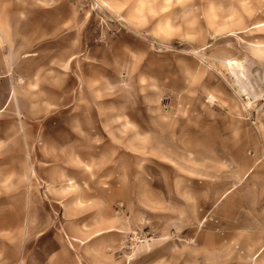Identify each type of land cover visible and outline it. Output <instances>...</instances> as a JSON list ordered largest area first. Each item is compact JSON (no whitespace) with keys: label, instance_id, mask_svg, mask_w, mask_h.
<instances>
[{"label":"rangeland","instance_id":"374dc122","mask_svg":"<svg viewBox=\"0 0 264 264\" xmlns=\"http://www.w3.org/2000/svg\"><path fill=\"white\" fill-rule=\"evenodd\" d=\"M23 1L29 2L32 15L30 52L35 55L24 63H14V82L20 90L13 100L14 108L0 110V172H5L8 165L16 168V183L21 184L17 171L31 170L39 165L38 161L45 163L42 167L47 173L68 170L71 178L70 171L77 175L75 166L81 165L88 170L81 173L84 181L132 186L137 192L142 188L143 197L149 200L159 195L164 204L156 207L116 203L108 208L80 199L65 205L73 193L72 180H64L56 190V175L52 173L45 189L50 197L59 194L65 201L46 200L42 212L47 216L80 212L84 219L93 213L100 217L108 213L112 217L124 213L131 217L159 214L160 219L169 220H155L153 227L143 229H188L190 264H214L219 227L216 220L221 215L230 218L231 208L236 218H247L244 206L216 208L214 203L221 192L216 187L237 180V175L232 178L231 166L245 173L253 165L254 155L264 154V0H14L13 5L12 0H0V20L7 10L22 7ZM40 10L52 12H47L44 19ZM64 17L67 19L62 26ZM72 45L82 57L87 54L104 59L103 63L74 62L73 69L100 65L112 71L120 65L124 84L110 93V98L126 104L127 111L138 108L143 122V137H108L109 141L97 143L98 147L104 146V152L95 156L88 153L82 157L84 162H79L71 149L70 155L56 156L55 151L67 145L70 137L55 129L51 121L54 111L38 105L40 71L55 70L54 55L68 53ZM114 57L121 61H113ZM236 63L248 76L249 94L242 92L236 82L232 70ZM7 79L0 78L1 102ZM24 84L29 108L23 106ZM66 86L71 87L72 82H66ZM52 91L47 89L48 99L54 98ZM39 120L46 137L43 142ZM76 128L83 133L88 129ZM13 138L7 145V140ZM183 187L189 188L185 195L190 197V204L182 203ZM16 192L19 195L22 191ZM113 197L119 200L124 193L114 189ZM24 209L22 200L8 204L0 199V220L18 218ZM201 218L204 220L200 224ZM74 224L89 233L104 230L102 222L89 218ZM116 224L112 222L111 228L116 229ZM126 226L137 228L134 220ZM46 229L52 231L54 223L47 221ZM146 240L154 242L136 252L135 243L145 244ZM179 241L121 239L110 232L72 243L83 250L79 264H182ZM236 251V262L249 260V252L240 248Z\"/></svg>","mask_w":264,"mask_h":264},{"label":"crops","instance_id":"0c3cea01","mask_svg":"<svg viewBox=\"0 0 264 264\" xmlns=\"http://www.w3.org/2000/svg\"><path fill=\"white\" fill-rule=\"evenodd\" d=\"M13 4L14 0H12ZM47 12L51 13L52 11L40 10L39 13L45 19ZM2 16L3 18L0 20V78H8V85L5 98L2 102L0 101V110L14 108L13 100L15 96L19 97L18 90L20 89L18 87L20 85L16 86L14 82V63H24L29 57L35 55V53L30 52L32 15L29 10V2L23 1L22 7L19 6L17 11L14 9L7 10ZM66 19L63 18L62 26ZM20 30L23 32L20 33ZM36 35L39 36V33ZM59 42L62 43L63 39ZM82 56V53L76 54L73 45L68 53H64V51L56 53L52 60L55 64V70L40 71L38 87L39 108L53 110L54 118L51 121H53L55 129L62 130V133H66V136L70 137L67 145H60L61 149L55 151L56 156L59 157L58 155L63 153L66 154L65 156L70 155L69 150L71 149L74 153L73 156L79 158V162H84L82 157L88 153L95 156L96 153L104 152V146L98 147L97 143L109 141L108 137H143L142 116L137 114L138 108H131L127 111L126 104L121 103L119 99L110 98V93L117 92L116 90L124 84V80L120 76V65L114 66L116 70L112 71L100 65H91L88 70L86 68L73 69L74 62L80 61L84 64L85 62H104V59L90 58L87 54L85 57ZM117 58L114 57L113 61L120 62L121 59ZM66 82H72V86H66ZM48 88L53 90L52 92L55 94L52 99L47 98L46 91ZM21 91L23 93V106L29 108V105L26 106L30 100L25 84ZM66 95L70 96L64 98L63 96ZM78 126H86L88 129L83 133L82 129L79 131L76 128ZM39 137L42 142L46 138L43 136L41 120H39ZM23 138L28 141L26 137ZM10 140L13 141L14 138L8 139L7 145L10 144ZM27 150L30 152V146ZM254 158L253 165L248 167L245 173H239L237 168L231 166L232 178L233 174L237 175V180L221 184L220 188L216 187L218 191H221L214 203L216 208L232 207L236 204L244 206L247 218L246 220L240 217L236 218L235 210L231 208L230 218L228 216L224 219L221 215L216 220L219 227L216 235L214 264H264V160H262L264 154L254 155ZM37 164L39 165H33L31 170L30 168H23L22 171H17L18 176L21 175L22 177L21 184L16 183V168L8 165L5 172H0V199H4L8 204L22 200L25 208L23 215L18 218L9 216L6 221L0 220V264H79L78 258L83 256V250L80 251V248L75 247L72 242L79 241L80 238L104 237L110 232H114L121 239L132 237L181 239L182 241L179 242L182 243H179V247L183 250L182 264H190L189 239L191 233L188 229H143V226L153 227L155 220H162L161 222L169 220L167 217L160 219L159 214L151 217L145 214L131 217L124 213L112 217L108 213L107 216L100 217L93 213L84 219V215L80 212L74 215L62 213L50 214L49 216L42 212L46 207V200H52L55 203L65 201L62 196L58 197L59 194L50 197V193L48 194L45 189L52 173L56 175V190L59 189L57 185L62 183L61 187L63 186L64 180H72L73 193L70 195L69 202L64 203L65 205H72L80 199L86 204L108 206V208L116 203L125 207L131 203L156 207L164 204L161 203L159 195L149 200L147 197H143L142 188L141 192H137V189L132 186L120 184L116 187L115 184L111 183L95 184L84 181L81 178V173H88V170L83 169L81 165L75 166L78 171L77 175L70 171L73 176L71 178L68 170L62 171L61 174L55 171L47 173L46 169L42 167L45 163L38 161ZM4 179H6L5 182ZM114 189L123 192L124 197L119 200L112 198V190ZM188 189L183 187L180 190L182 203L190 204V197L188 194L185 195V190ZM16 191L22 192L18 195ZM88 218L89 221L102 222L104 230L89 233L80 229V225L74 224L84 220L88 221ZM133 220L137 228L134 230L127 229V223ZM203 220L201 218L199 223L201 224ZM47 221L54 223L52 231H47ZM112 222L119 223L113 226L116 229L111 228ZM153 242L152 240H146L145 244L144 241L137 242L133 248L138 252L141 250L140 248H144L145 245L151 246ZM238 248L251 254L248 261L236 262V250ZM227 255L230 257L224 258ZM159 264L173 263L164 261Z\"/></svg>","mask_w":264,"mask_h":264},{"label":"bare ground","instance_id":"6f19581e","mask_svg":"<svg viewBox=\"0 0 264 264\" xmlns=\"http://www.w3.org/2000/svg\"><path fill=\"white\" fill-rule=\"evenodd\" d=\"M232 70H233V73L235 74L237 80L236 82H238L240 84V87H241V90L242 92H245V94H249V86H248V76L245 74L244 72V68L241 64H232ZM248 103H250V99L249 101L246 102V105L245 107L248 106Z\"/></svg>","mask_w":264,"mask_h":264}]
</instances>
